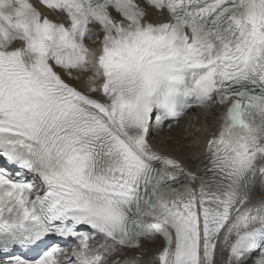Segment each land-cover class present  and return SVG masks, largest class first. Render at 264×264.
I'll return each instance as SVG.
<instances>
[{"label":"snow or ice","instance_id":"1","mask_svg":"<svg viewBox=\"0 0 264 264\" xmlns=\"http://www.w3.org/2000/svg\"><path fill=\"white\" fill-rule=\"evenodd\" d=\"M40 4L0 0V264H264V0ZM214 105L197 175L153 135Z\"/></svg>","mask_w":264,"mask_h":264},{"label":"bare ground","instance_id":"2","mask_svg":"<svg viewBox=\"0 0 264 264\" xmlns=\"http://www.w3.org/2000/svg\"><path fill=\"white\" fill-rule=\"evenodd\" d=\"M44 13L53 19H58L51 11L43 9ZM156 15L152 19H158ZM220 105H214L211 110L205 108H192L178 122H174L168 127L165 126L153 135V142L163 151L171 152L179 157L186 165L188 171L197 175L203 171L207 164V142L216 135L217 122L221 109ZM149 251L144 260L155 256L161 247V243L147 245ZM134 253L131 250H124L121 253H115L116 259L125 261L132 257ZM258 255L251 257L250 264H258Z\"/></svg>","mask_w":264,"mask_h":264},{"label":"rangeland","instance_id":"3","mask_svg":"<svg viewBox=\"0 0 264 264\" xmlns=\"http://www.w3.org/2000/svg\"><path fill=\"white\" fill-rule=\"evenodd\" d=\"M116 259L115 253L110 257V260Z\"/></svg>","mask_w":264,"mask_h":264}]
</instances>
